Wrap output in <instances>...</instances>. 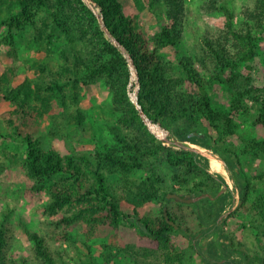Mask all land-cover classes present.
I'll return each mask as SVG.
<instances>
[{
	"label": "trees",
	"instance_id": "1",
	"mask_svg": "<svg viewBox=\"0 0 264 264\" xmlns=\"http://www.w3.org/2000/svg\"><path fill=\"white\" fill-rule=\"evenodd\" d=\"M230 1L206 3L207 13L226 15V28L215 37L205 35L193 57L185 55L182 49L186 0H132L135 9L132 14L126 13V0H0V13L10 7L18 11L0 21V30L6 31L4 40L11 48L8 58L12 59L6 66L0 61V93L1 88L5 89L4 99L20 111L17 115L43 119L52 113L56 103L75 126L76 137L87 143L86 116L79 107L83 89L102 82L112 94L113 122L105 124L111 141L103 137L95 139L93 148L86 147L85 151L73 146L69 155H61L45 147L33 132L21 136L13 120L8 121L13 130L9 137L25 149L21 155L8 154L9 158L20 155L26 175L33 182L31 190L48 193L50 199L45 210L57 217L58 227L83 226L80 239L87 249L91 250L90 243L102 228H109L115 240L120 228L128 223L136 229L137 243L126 249L118 248L117 253L128 252L136 264H184L187 254L175 243L177 234L191 239L205 264H264V255L260 262L252 263L247 254L237 252L241 244L223 234L226 219L220 220V212L212 218L206 207L199 206L210 202L209 198L195 204V211L190 214V205L167 199L171 194L209 193L214 200L227 187L225 181H231L229 172L238 178L240 172L245 185L238 210L258 218L260 223L251 224L248 229L264 234L260 228L264 226V193L252 200L256 187L244 174L238 154L226 149L237 158L236 173L217 149L218 144H226L236 134L237 119L252 111L255 124L264 131V85L257 84L251 66L262 41L257 34L264 33V0H253V10L247 13L249 20L239 30L233 26ZM161 9L165 22L158 31L145 34L139 14L158 13ZM101 20L111 37L102 29ZM57 41L64 43L56 53L57 66L39 60L35 62V77L29 76L11 88L20 46L36 44L41 51L49 52L55 51ZM168 50L174 52V60L168 58ZM137 83L136 103L130 93ZM219 92L229 95L226 109L214 105V94ZM55 119L52 125L56 124ZM152 127L168 131L167 138L172 142L196 144L216 155L207 160L196 152L164 142L151 132ZM60 131L57 126L51 135L59 138ZM193 133L203 138H188ZM166 143L180 150L175 151ZM241 153L264 155V139L249 143ZM212 162H219L218 172ZM165 165L179 170L171 176V186L163 174ZM138 171L146 176L137 178ZM225 197L223 193L217 200ZM151 205L159 206V215L146 212L145 207ZM165 209L175 226L166 220ZM192 216L199 222L200 230L196 233L189 226ZM23 227L33 243L32 258L39 264H113L117 257L108 246H103L105 252L109 250L104 257L90 254L87 259L80 257L73 263L61 252L51 250L45 238L25 223ZM213 231L220 234L217 244L225 241L228 247L218 248L210 255L202 253L199 240L208 238ZM61 238L72 236L63 234ZM11 240V229L1 223L0 264H27L25 260L17 262L9 257ZM237 254L239 259L234 258Z\"/></svg>",
	"mask_w": 264,
	"mask_h": 264
},
{
	"label": "rangeland",
	"instance_id": "2",
	"mask_svg": "<svg viewBox=\"0 0 264 264\" xmlns=\"http://www.w3.org/2000/svg\"><path fill=\"white\" fill-rule=\"evenodd\" d=\"M127 8L126 13H135V9L132 4V0H126ZM208 0H186V19L182 40L183 53L187 56H195L200 49V44L205 35L212 37L217 36L225 30V24L227 17L223 12L207 13L205 5ZM253 0H232L228 2V8L233 14V26L235 30H239L242 27V23L247 22V13L249 10H253ZM16 7L6 8L5 11L0 13V21L11 14L17 13ZM165 22L164 11L161 9L158 13H151L146 11L139 14V24L142 30L147 35L159 30L160 24ZM5 29L0 30V61L5 66L11 63L8 58V54L11 51L9 43L4 40ZM261 36L260 49L258 51V57L252 62L253 75L257 78V84L264 85V33L257 34ZM64 45L62 41L55 42V51H41L40 47L36 44L29 46L21 45L18 52V61L14 65L16 72L11 84L12 87H16L21 84L25 78L32 76L35 77L36 69L35 62L41 60L48 62L54 68L57 66V54L61 47ZM168 58L174 60L175 54L172 50H168ZM132 70L133 67L131 66ZM201 71V68L198 66ZM203 73V72H202ZM133 74L135 75L134 71ZM136 78V77H135ZM136 80V79H135ZM133 80V81H135ZM1 87V82H0ZM137 91L136 88H132L130 96H134ZM5 92V89L1 88V93ZM0 93V224L5 223L9 226L12 233V240L8 250V255L13 260L20 262L22 260L27 261V264H39L32 258L33 243L29 240L27 235L23 231V223L27 227L45 238L47 245L51 250L55 252H61L64 256H67L73 263L78 262L80 257L87 259L90 254L97 258L104 257L109 253L104 251L103 246H108L113 254H117L113 264H136L131 255L126 252H119L118 248L126 249L128 246L135 245L137 243V232L134 227L125 223L119 230L117 238H112V233L109 228H102L99 235L94 241L90 243L91 250L84 247L80 237L83 236V226L73 225L71 227H58L57 217L50 216L45 210L46 204L49 202L48 193H40L31 190L33 182L27 177L25 172V166L22 163V158L19 156L24 153L23 145L18 141L12 140L9 135L13 132L12 126L8 121L13 120L14 125L20 130V135H24L26 132H33V135L40 139L44 146L47 148H53L61 155H69L70 149L76 147L80 151H85L86 147L93 148V140L107 139L111 141V136L106 130L105 124H111L113 122L112 113V94L108 87L102 82L90 85L83 89L82 97L80 100V109L86 116V123L88 127V133L85 135L87 143L83 142L82 138L76 137L75 126L70 123L63 114L62 110L54 103L52 113L45 116L43 119H37L34 115L29 117L19 113V111L12 103L4 99L3 93ZM229 95L227 93L214 94V105L219 108L226 109L229 105ZM133 100V98H132ZM135 100V99H134ZM133 100V101H134ZM26 111L29 109L26 107ZM20 112V111H19ZM56 120V124L52 125L53 119ZM255 112H251L245 116H240L237 119L239 129L236 134L227 139L226 144H218V152L220 157L224 159L228 166L233 170L237 163V158L230 155L226 149L236 152L239 156L238 160L241 163L242 170L255 185V193L252 195L254 200L257 195L264 193V155L258 157L242 155L241 150L249 143L254 141H261L264 139V131L261 127L255 124ZM25 123L26 126L22 124ZM59 126L61 131L59 132V138L53 137L51 134ZM105 131V132H102ZM101 132L103 135H101ZM151 132L157 136L158 139H166L168 134L157 127H152ZM71 134V135H69ZM102 139V140H103ZM176 140V139H175ZM187 146L196 148L199 150L202 148L199 145L184 142ZM167 146L172 147L175 151L180 150L178 147L166 143ZM196 146V147H193ZM204 152H210L209 149L202 148ZM9 155L20 154L16 159L9 158ZM216 155V154H214ZM16 161V163H15ZM213 163V162H212ZM219 162L213 163L214 170L219 171ZM178 169L171 168L167 165L163 168V174L168 181V185L171 186V176L178 173ZM234 171H236L234 169ZM237 173V171H236ZM231 174V173H230ZM240 178L235 174L230 175L231 181H225L227 183V201H218L217 196L214 200L205 201L204 204L199 206L206 207L212 216L215 218L217 213L220 214V220L225 213L228 216L225 218L227 223L222 225L223 234L231 236L233 241L240 243L237 252L245 253L249 257V262H260L264 253V234L252 231L249 226L252 224L260 223V220L250 213L238 210V204L240 201V193L242 192L245 181L242 173H238ZM146 174L142 171L137 172V178H143ZM225 197V198H226ZM234 199L236 203L233 204ZM194 204L190 205L188 213L195 211ZM198 206V207H199ZM146 212L148 210L152 215H159L160 208L157 205H151L145 207ZM231 216V218H230ZM211 222H214L212 219ZM195 216L189 219V226L193 233L200 230ZM246 227V229L244 228ZM264 231V226L260 227ZM69 234L72 236L70 239H63L61 235ZM195 235V234H194ZM219 233L213 231L208 238L204 237L199 240L202 253L208 252L209 255L215 253L218 248H226L228 244L223 241L221 244H217ZM200 235L196 236L198 239ZM207 238V239H206ZM228 240L230 237H226ZM175 243L177 246L186 251V261L184 264H205L202 257L199 255L198 250L194 248L191 239L184 237L182 234L175 236ZM239 254L234 258L239 259ZM77 264V263H76Z\"/></svg>",
	"mask_w": 264,
	"mask_h": 264
},
{
	"label": "water",
	"instance_id": "3",
	"mask_svg": "<svg viewBox=\"0 0 264 264\" xmlns=\"http://www.w3.org/2000/svg\"><path fill=\"white\" fill-rule=\"evenodd\" d=\"M100 24L102 25V29L105 31V33L108 35V37H111L110 34H109V32H108V30H107V28L104 25V22L102 20L100 21ZM113 42L115 43L116 46H119V44L114 39H113ZM130 61H131V64H132V60H130ZM138 91H139V83H137L136 99L135 100L133 99L134 102H136V103H137V94H138ZM140 115L144 118V120L147 122V124L150 127L151 123L145 117V115H144V113H143V111L141 109H140ZM150 130H151V128H150ZM164 131L169 135V132L168 131H166V130H164ZM196 136H198L200 138H203V135H199L198 133L189 134L188 135V138H193V137H196ZM163 141L164 142H168V143H172V144H174V145H176V146H178L180 148H183L185 150H188L190 152H196V153H198V154H200L202 156H207L205 153H202L200 150L195 149V148H192V147H189V146H186L183 143H180V142H172L168 138L163 139ZM217 159L220 160L219 158H217ZM220 161L223 163L222 160H220ZM225 191H226V188L223 187L221 189V191L219 192L217 198H219ZM205 198L213 199V196L208 193V194H203V195H200V196H196L195 194H188V195L171 194V195H169L167 197L168 200H174L177 203H184V204H194V203H198L199 201H201V200H203ZM235 203H236V200L234 199L233 204H235ZM228 214H229V212L226 213V214H224L221 219H224L225 220V218L228 216ZM164 215L166 217V220L170 224L174 225L173 222L169 221L168 216H167V213H166V209L164 210Z\"/></svg>",
	"mask_w": 264,
	"mask_h": 264
},
{
	"label": "crops",
	"instance_id": "4",
	"mask_svg": "<svg viewBox=\"0 0 264 264\" xmlns=\"http://www.w3.org/2000/svg\"><path fill=\"white\" fill-rule=\"evenodd\" d=\"M202 153H205L207 156H202V158H205V159H207L208 160V158H210V156L212 155V154H210V152H204V151H202V150H200ZM229 175H231L230 174V172H229ZM214 176H216V175H214ZM224 194H226L227 195V191H225L224 192ZM224 201V204H225V206H226V203H225V201H227V197L223 200ZM226 214V213H225Z\"/></svg>",
	"mask_w": 264,
	"mask_h": 264
},
{
	"label": "built area",
	"instance_id": "5",
	"mask_svg": "<svg viewBox=\"0 0 264 264\" xmlns=\"http://www.w3.org/2000/svg\"><path fill=\"white\" fill-rule=\"evenodd\" d=\"M133 99H136V92L134 93V96L132 97Z\"/></svg>",
	"mask_w": 264,
	"mask_h": 264
},
{
	"label": "bare ground",
	"instance_id": "6",
	"mask_svg": "<svg viewBox=\"0 0 264 264\" xmlns=\"http://www.w3.org/2000/svg\"><path fill=\"white\" fill-rule=\"evenodd\" d=\"M155 128V127H154Z\"/></svg>",
	"mask_w": 264,
	"mask_h": 264
}]
</instances>
